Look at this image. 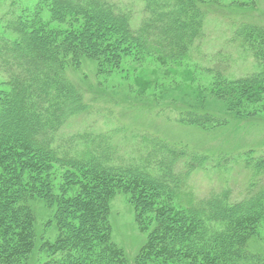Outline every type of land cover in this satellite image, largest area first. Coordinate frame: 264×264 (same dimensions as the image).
I'll return each mask as SVG.
<instances>
[{"label": "trees", "instance_id": "1", "mask_svg": "<svg viewBox=\"0 0 264 264\" xmlns=\"http://www.w3.org/2000/svg\"><path fill=\"white\" fill-rule=\"evenodd\" d=\"M51 1L120 29L162 61L186 60L206 36L205 13L193 0H141L144 14L136 31L132 13L115 0ZM14 25L18 42L0 37V76L9 88L0 91V264H29L35 252L47 256L41 264H131L110 238L108 200L119 189L131 195L137 223L153 227L133 264H264L245 243L250 225L264 217V151L215 160L150 135L99 130L90 121L94 111L66 77L71 61L61 47ZM255 31L260 29L238 25L234 35L251 40ZM221 67L209 71L222 79ZM262 76L234 85L261 90ZM203 118L192 121L214 120ZM77 120L84 124L72 125ZM50 164L79 173H67L55 193ZM239 164L249 177L242 190L190 192L197 171ZM22 169L33 171L28 181ZM35 201L52 212L46 230L55 225L54 241L38 231Z\"/></svg>", "mask_w": 264, "mask_h": 264}, {"label": "rangeland", "instance_id": "2", "mask_svg": "<svg viewBox=\"0 0 264 264\" xmlns=\"http://www.w3.org/2000/svg\"><path fill=\"white\" fill-rule=\"evenodd\" d=\"M115 1L132 13L131 25L136 31L144 3ZM193 1L205 13L206 36L194 44L189 58L182 61L159 60L140 44L125 38L120 29L90 16L58 9L51 0H0V37L18 42L16 23L26 32L43 35L49 43L60 46L64 59L71 61L65 67L66 77L94 111L90 121L97 123L94 126L101 131L118 128L123 133L150 135L215 160H242L248 153L261 154L264 86L259 90L234 82L264 74V0ZM238 25H250L260 31L247 40L234 35ZM218 63L225 70L222 79L209 71ZM263 79L264 76L260 82ZM0 91H9L2 76ZM194 116L214 120L202 125L192 121ZM79 123L84 121L77 120L72 125ZM49 166L48 178L55 193L67 173H79L62 165ZM26 169L22 172L28 181L33 171ZM248 180L240 164L222 171L199 170L191 177L189 190L199 196L227 186L240 191ZM131 198L121 189L113 193L108 200V223L111 241L133 264L153 227L149 222L144 226L137 223ZM159 203L166 201L159 197ZM32 207L40 235L54 241L55 225L46 230L52 212L39 201L32 202ZM250 226L246 247L253 255L264 257V217ZM46 258L35 252L29 264H41Z\"/></svg>", "mask_w": 264, "mask_h": 264}]
</instances>
